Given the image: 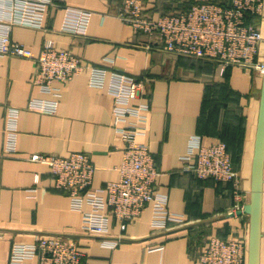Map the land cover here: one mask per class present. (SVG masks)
Returning a JSON list of instances; mask_svg holds the SVG:
<instances>
[{"label":"crops","instance_id":"obj_1","mask_svg":"<svg viewBox=\"0 0 264 264\" xmlns=\"http://www.w3.org/2000/svg\"><path fill=\"white\" fill-rule=\"evenodd\" d=\"M207 0H142L151 18ZM220 1V0H214ZM93 12L83 35L60 30L64 8L51 6L42 28L13 25L11 37L37 55L54 42L80 58L85 66L119 71L142 83L131 103H148V146L160 172L155 188L168 196V209L183 221L166 228L151 224V206L127 223L112 218L106 234L82 231V212L73 209L67 190L55 186L47 164L34 153H87L95 165L91 188L117 180L124 140L113 124V97L89 84L88 70L60 86V95L43 93L34 81L33 59L0 55V264H9L13 243H31L46 235L70 237L83 252L81 264H193L212 236L239 237L247 247L250 216L237 212L250 201L252 163L263 74L228 66L224 73L210 60L165 50L157 35L135 31L122 19L121 0H66ZM7 7L0 5V17ZM253 22L261 23L264 17ZM264 56V46L262 49ZM32 98L57 100L55 112L30 109ZM9 107L19 109L15 153L4 152V126ZM205 145L224 142L241 181L201 179L182 169L190 135ZM84 209H88L85 205ZM115 243V244H114ZM260 264H264V184Z\"/></svg>","mask_w":264,"mask_h":264},{"label":"built area","instance_id":"obj_2","mask_svg":"<svg viewBox=\"0 0 264 264\" xmlns=\"http://www.w3.org/2000/svg\"><path fill=\"white\" fill-rule=\"evenodd\" d=\"M121 1L123 7L118 15L131 23L135 31L157 35L166 51L214 61L222 73L228 66H239L263 74L264 31L261 23L248 21L247 16L263 18L264 0L201 1L157 18L145 13L142 0ZM3 4L9 15L0 17V55L35 60L34 81L41 92L59 96L61 87L55 83L65 85L87 69L89 84L106 89L113 97V124L124 140L117 180L91 188L96 167L84 152L30 156V159L47 164L55 175V186L68 191L72 208L82 212V231L106 234L112 218L125 229L147 205L151 206L153 227L166 228L170 222L183 221V214L168 209V196L156 190L160 172L148 146L137 139L146 133L150 110L148 103H131L140 93L142 83L123 72L85 66L79 57L59 49L51 40L45 41L36 55L31 48L11 37L13 25L42 28L49 8L56 5L64 8L60 30L83 35L93 12L71 6L66 0H0V5ZM57 104L56 99L32 98L28 107L53 113ZM18 119L19 109L9 107L3 129L7 154L17 149ZM180 159L184 171L193 172L201 179L230 181L236 189L240 185L241 177L222 141L205 145L200 135L192 134ZM85 205L88 209H84ZM247 255V245L242 239L212 236L193 264H247ZM82 258L83 252L73 238L46 235L31 243H13L9 264H81Z\"/></svg>","mask_w":264,"mask_h":264},{"label":"water","instance_id":"obj_3","mask_svg":"<svg viewBox=\"0 0 264 264\" xmlns=\"http://www.w3.org/2000/svg\"><path fill=\"white\" fill-rule=\"evenodd\" d=\"M264 184V71L259 116L252 163L251 196L237 213L250 216L247 264H260L262 237V205Z\"/></svg>","mask_w":264,"mask_h":264},{"label":"trees","instance_id":"obj_4","mask_svg":"<svg viewBox=\"0 0 264 264\" xmlns=\"http://www.w3.org/2000/svg\"><path fill=\"white\" fill-rule=\"evenodd\" d=\"M214 1V0H212ZM215 2H221V3H224L225 0H220V1H215ZM257 18H259V16H256V15H248L247 16V20L248 21H255V20H258Z\"/></svg>","mask_w":264,"mask_h":264},{"label":"rangeland","instance_id":"obj_5","mask_svg":"<svg viewBox=\"0 0 264 264\" xmlns=\"http://www.w3.org/2000/svg\"><path fill=\"white\" fill-rule=\"evenodd\" d=\"M235 237V236H234ZM239 238V237H238ZM248 257V256H247Z\"/></svg>","mask_w":264,"mask_h":264}]
</instances>
